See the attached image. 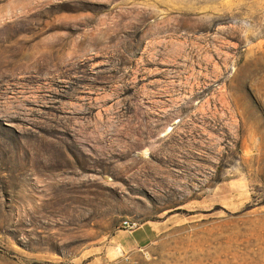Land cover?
I'll return each mask as SVG.
<instances>
[{"label":"rangeland","instance_id":"rangeland-1","mask_svg":"<svg viewBox=\"0 0 264 264\" xmlns=\"http://www.w3.org/2000/svg\"><path fill=\"white\" fill-rule=\"evenodd\" d=\"M0 264H264V0H0Z\"/></svg>","mask_w":264,"mask_h":264},{"label":"crops","instance_id":"crops-1","mask_svg":"<svg viewBox=\"0 0 264 264\" xmlns=\"http://www.w3.org/2000/svg\"><path fill=\"white\" fill-rule=\"evenodd\" d=\"M157 236V228L151 224L144 223L136 229L129 231L128 234H120L118 237H128L132 248L147 246L152 243ZM123 246H127L123 243Z\"/></svg>","mask_w":264,"mask_h":264},{"label":"built area","instance_id":"built-area-1","mask_svg":"<svg viewBox=\"0 0 264 264\" xmlns=\"http://www.w3.org/2000/svg\"><path fill=\"white\" fill-rule=\"evenodd\" d=\"M123 227L124 228H127V229H133L136 227V223H133V222H130L128 220H125L123 223H122Z\"/></svg>","mask_w":264,"mask_h":264}]
</instances>
